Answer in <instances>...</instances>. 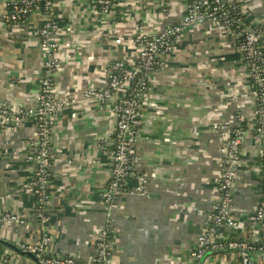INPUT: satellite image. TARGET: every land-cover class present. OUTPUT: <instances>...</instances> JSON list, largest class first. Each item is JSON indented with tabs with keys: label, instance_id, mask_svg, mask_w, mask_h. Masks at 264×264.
Masks as SVG:
<instances>
[{
	"label": "crops",
	"instance_id": "obj_1",
	"mask_svg": "<svg viewBox=\"0 0 264 264\" xmlns=\"http://www.w3.org/2000/svg\"><path fill=\"white\" fill-rule=\"evenodd\" d=\"M0 0V105L28 108L35 104L43 74L40 47L43 16L34 12L24 23L11 24ZM253 22L264 26V0H239ZM188 0H116L103 16L95 0H54L56 38L62 70L59 92L81 96L89 88H106L110 66L136 53L138 28L149 35L177 25ZM122 41L121 45L116 40ZM149 79V102L141 109L135 156L136 175L147 179L145 195H123L112 212L113 264H191L190 252L207 228L218 202L217 179L225 143L216 124L251 128L256 121L255 88L239 39L210 23L190 29L184 41L161 60ZM115 116L94 102L59 110L50 145L51 203L44 219L34 216L29 181L34 165L36 124L0 130V213L27 219L23 228L0 227V239L20 247L41 243L53 256H72L83 263L95 258L98 232L108 212L102 193L110 180L103 140L112 141ZM261 145L248 135L240 156L243 169L235 193L238 230L246 236L247 218L259 203ZM136 185V184H135ZM131 187L134 186L132 181ZM246 229V230H245ZM264 237V229L260 230ZM0 256L14 264H37L0 244ZM203 264H239L230 254L207 255Z\"/></svg>",
	"mask_w": 264,
	"mask_h": 264
},
{
	"label": "built area",
	"instance_id": "obj_2",
	"mask_svg": "<svg viewBox=\"0 0 264 264\" xmlns=\"http://www.w3.org/2000/svg\"><path fill=\"white\" fill-rule=\"evenodd\" d=\"M116 0H95L103 16H108ZM42 3L46 13L40 28V47L44 55L43 74L35 104L21 108L10 104L0 105V130L19 128L28 120L36 124L34 151L28 157L33 163V176L29 181L34 196V216L44 219L51 203L48 192L51 174V137L59 110H66L94 102L100 112L107 109L115 116L114 135L111 142L103 140L105 158L111 166L110 180L102 193L108 212L106 224L98 232L95 258L83 263L72 256H53L45 252L47 238L41 243L22 244L19 248L34 254L41 264H113L111 262L112 212L123 195H145L148 181L136 175L139 158L135 156V144L139 137L141 109L149 102V79L162 66V58L170 54L175 45L184 41L186 33L199 25L210 23L213 27L233 33L239 39V50L245 69L255 88L256 121L251 128H232L216 124L213 130L225 141L222 153V169L217 179L220 194L207 218V228L190 252L191 264H200L211 253L229 251L239 264H264V26L255 24L245 12L239 0H188L186 13L177 25L168 26L154 35L143 28L137 29L134 40L136 53L126 60L115 61L110 66L106 88H89L81 96L61 94L56 76L62 70L61 50L56 38L54 0H11L3 18L11 24L27 22L40 11ZM121 45L120 39L116 40ZM248 135L255 136L261 145L262 163L258 172L259 203L247 218L245 240L234 236L238 230L235 219V193L243 171L240 156ZM134 181V186L131 183ZM136 184V185H135ZM27 219L15 212L0 213V227L23 228ZM247 238V239H246ZM255 258V262L249 256ZM206 261V260H205ZM0 264H14L0 256Z\"/></svg>",
	"mask_w": 264,
	"mask_h": 264
},
{
	"label": "water",
	"instance_id": "obj_3",
	"mask_svg": "<svg viewBox=\"0 0 264 264\" xmlns=\"http://www.w3.org/2000/svg\"><path fill=\"white\" fill-rule=\"evenodd\" d=\"M0 244H1V245H5V246H7V247L13 249L15 252H17V253H18L19 255H21V256H26V257L31 258V259L34 260L37 264H41L40 261L38 260V258H37L34 254H32V253H30V252L23 251L22 249L16 247L15 245H13V244H11V243H8V242H6V241H3V240H1V239H0ZM223 252L228 253L229 251H223ZM215 253H217V252H215ZM249 256L251 257V259L253 260V262H255V258H254L251 254H249ZM207 257H208V256L204 257V258L201 260L200 264H203V263L205 262V260L207 259Z\"/></svg>",
	"mask_w": 264,
	"mask_h": 264
},
{
	"label": "trees",
	"instance_id": "obj_4",
	"mask_svg": "<svg viewBox=\"0 0 264 264\" xmlns=\"http://www.w3.org/2000/svg\"><path fill=\"white\" fill-rule=\"evenodd\" d=\"M39 8H40V13H43V14H45L46 13V11H45V9L43 8V6H42V3H40V5H39ZM10 10V9H9ZM8 10V11H9ZM42 14V15H43ZM42 24H43V21H42ZM247 239V238H246ZM239 240H245V237H243V238H239ZM226 252H223V251H221V252H217V253H215V255H221V254H225ZM227 254H229V253H227Z\"/></svg>",
	"mask_w": 264,
	"mask_h": 264
}]
</instances>
